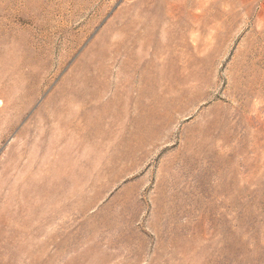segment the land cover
I'll return each mask as SVG.
<instances>
[{
    "label": "rangeland",
    "instance_id": "1",
    "mask_svg": "<svg viewBox=\"0 0 264 264\" xmlns=\"http://www.w3.org/2000/svg\"><path fill=\"white\" fill-rule=\"evenodd\" d=\"M0 264H264V0H0Z\"/></svg>",
    "mask_w": 264,
    "mask_h": 264
}]
</instances>
